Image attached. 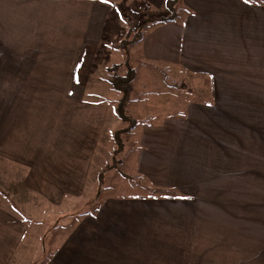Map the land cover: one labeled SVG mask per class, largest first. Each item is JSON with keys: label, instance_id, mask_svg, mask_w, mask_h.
<instances>
[{"label": "crops", "instance_id": "1", "mask_svg": "<svg viewBox=\"0 0 264 264\" xmlns=\"http://www.w3.org/2000/svg\"><path fill=\"white\" fill-rule=\"evenodd\" d=\"M166 4L0 0V264H264V136L241 146L223 125L241 113L235 129L264 130V0H179L161 21ZM132 30L127 47L173 76L145 79L120 165L106 171L124 127L108 124V77L93 68L107 71L99 51ZM58 48L66 57L44 56ZM176 68L210 79L212 99L191 114L164 105ZM243 98L254 105L236 110ZM114 176L134 190L110 194Z\"/></svg>", "mask_w": 264, "mask_h": 264}, {"label": "rangeland", "instance_id": "2", "mask_svg": "<svg viewBox=\"0 0 264 264\" xmlns=\"http://www.w3.org/2000/svg\"><path fill=\"white\" fill-rule=\"evenodd\" d=\"M167 5V4H166ZM118 7H120L121 12L124 14V17L130 19L133 18L137 15L138 13V8L135 6H131V5H126L123 4L122 6L119 5ZM178 8V5H177ZM16 11L15 10V6L12 9V13ZM169 11L168 7L166 6L165 8H160L158 9L157 7H155V12L157 14V12H159V14H167L166 12ZM150 13V12H149ZM151 14V13H150ZM139 15H141L140 17H138L136 22L142 21L143 20V14L139 13ZM135 22V23H136ZM134 23V24H135ZM133 25V24H132ZM131 25V26H132ZM122 31L125 30L126 26H122ZM131 33L127 35V37L125 38V35H122L120 37V35H117V38H125L124 41H122L120 46L114 45V46H109V47H104L102 50L99 51V54L97 55V58H100L102 56V58L105 59V61L107 62L106 65L112 66V65H116V67L113 69V71H108V67H107V71H105L104 69L100 70V68L98 66L93 68V71L96 73H106L108 79L106 80V91H107V97H108V101H107V106L108 108H110V114L108 115V124L112 125V126H116L119 125L122 127H125L129 124V121H126L124 119L121 118H115L117 117V107H118V102H119V98L121 97V92L117 89H115L113 87V84L111 82V78L119 73V74H124L126 71V66H125V58H126V54L129 53L130 54V62L132 64L133 67L136 68V77H135V82H133V92H132V98H131V102H138L139 101V91L138 89L141 87V85L144 83H146L145 79L147 77L150 78L151 82H147V84L152 85V86H159L162 83H153V79L152 78H156V80H158V76L160 75H164V74H168L169 76H173L172 72L165 70L163 67L160 66H150L148 64L144 65L143 61L137 57V55L135 54V51L133 49L129 48H125V44L127 41V45L129 44V46H131V41L130 39H132L133 41L135 40V38L138 36V34L136 32H134L133 30L130 31ZM120 41V39H119ZM48 52V57L49 58H61V57H66V53L67 51L63 50V49H57V50H50V51H46L44 50V56H46V53ZM102 53V55H101ZM6 56L8 57H17L18 56V52L17 51H13L12 53H8ZM79 56L78 51H75V58ZM47 58V56H46ZM120 65V66H118ZM175 68V67H172ZM171 70V69H170ZM173 71H175L177 74H180V83L179 82H170V87L166 90H164L165 92L162 94L163 99L165 100L166 103H164V105L166 106H173L176 105L177 107L180 106L181 110L185 111L187 114H191L193 111V108H195L200 102H209L212 98V88H211V83H210V79L207 76H203V75H197L195 73H190L187 72V75H185V72L182 69H173ZM203 76V78H201ZM135 84V85H134ZM223 85H225L226 83H221ZM59 85V83H58ZM103 86V81L101 82V88ZM137 89V92H134V89ZM222 88V87H221ZM219 89V93L222 94V92H220V87ZM245 101L242 102V101ZM253 100L251 98H243V99H235V103H236V110H239L242 108L241 105H246V103H248L249 105H254L253 104ZM259 100V99H258ZM219 112L220 115L222 117H224V121H225V117L227 116L226 114V105H227V100L225 97H220L219 100ZM202 104V103H200ZM236 113V112H235ZM184 114V113H182ZM180 114V115H182ZM252 114L251 111H247L246 115L249 117ZM242 115L243 114H235L234 117V126L228 124H223L224 128L231 130L229 132V135L233 134L234 137L236 138L235 140L239 141V144L242 146L244 144V142H247L249 139H253V138H259V137H263L264 133H262L264 130L261 129V132H259V129H255L254 130H241V129H235L236 125H238V127H242L243 122H242ZM254 115H257L256 113H254ZM117 127V128H118ZM234 127V129H232ZM196 131V130H195ZM194 131V132H195ZM224 135L227 134L224 129L219 128V130L217 131V135ZM213 134H215V131H213ZM188 140L191 142V135H188ZM220 139H222L220 137ZM223 140V139H222ZM111 165V163L109 164ZM108 165V166H109ZM108 166L106 167V171L109 170ZM116 173V172H114ZM117 175V174H115ZM113 184L111 185L109 192H112L110 194H117V195H122V194H128L129 192H132L134 190V187L131 186V182L123 177H116L114 176L113 178ZM102 180V179H101ZM236 184L241 185L243 179L242 178H236ZM100 181V180H99ZM104 186H109V183H105ZM107 194V195H110ZM24 260L26 261V263L28 264H35L36 261H33L27 257L26 259H22L20 257H17L14 261L15 264H24Z\"/></svg>", "mask_w": 264, "mask_h": 264}, {"label": "trees", "instance_id": "3", "mask_svg": "<svg viewBox=\"0 0 264 264\" xmlns=\"http://www.w3.org/2000/svg\"><path fill=\"white\" fill-rule=\"evenodd\" d=\"M179 0H167V7L169 9V14L161 17L159 20L161 21H171L177 18L178 12H177V5ZM125 48L127 47V41H125ZM125 58V66L126 71L124 74H115L111 78V82L113 84V87L121 92V97L119 98L118 107H117V114L121 119H124L126 121H129L128 126L118 129L115 132L114 139H115V148L113 151V161L111 165L108 166V169L112 168H118L121 161V153L124 150L125 142L123 139V134L129 132L132 130L138 121L135 117L131 116L128 112V106L132 98V92H133V81L136 77V68L132 66L130 62V54L127 53ZM117 65V64H116ZM116 65H112L108 67V71H113V69L116 67ZM120 66V65H118ZM103 179V171L100 173L99 180L101 181ZM165 195V194H163ZM168 197H174L176 194H168L165 195Z\"/></svg>", "mask_w": 264, "mask_h": 264}]
</instances>
